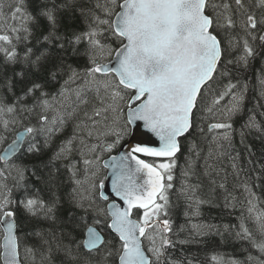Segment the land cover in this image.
<instances>
[{
    "label": "snow or ice",
    "instance_id": "obj_1",
    "mask_svg": "<svg viewBox=\"0 0 264 264\" xmlns=\"http://www.w3.org/2000/svg\"><path fill=\"white\" fill-rule=\"evenodd\" d=\"M0 264H264V0H0Z\"/></svg>",
    "mask_w": 264,
    "mask_h": 264
}]
</instances>
